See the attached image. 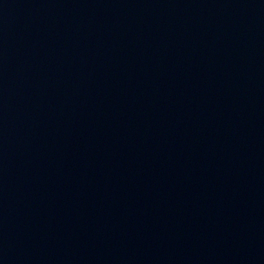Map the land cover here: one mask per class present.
Wrapping results in <instances>:
<instances>
[{
	"label": "water",
	"instance_id": "95a60500",
	"mask_svg": "<svg viewBox=\"0 0 264 264\" xmlns=\"http://www.w3.org/2000/svg\"><path fill=\"white\" fill-rule=\"evenodd\" d=\"M0 264H264V0H0Z\"/></svg>",
	"mask_w": 264,
	"mask_h": 264
}]
</instances>
